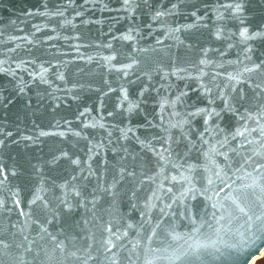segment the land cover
<instances>
[{
    "label": "water",
    "instance_id": "1",
    "mask_svg": "<svg viewBox=\"0 0 264 264\" xmlns=\"http://www.w3.org/2000/svg\"><path fill=\"white\" fill-rule=\"evenodd\" d=\"M263 253L264 0H0V264Z\"/></svg>",
    "mask_w": 264,
    "mask_h": 264
},
{
    "label": "rangeland",
    "instance_id": "2",
    "mask_svg": "<svg viewBox=\"0 0 264 264\" xmlns=\"http://www.w3.org/2000/svg\"><path fill=\"white\" fill-rule=\"evenodd\" d=\"M256 264H264V255L261 258V260H258L257 262H255Z\"/></svg>",
    "mask_w": 264,
    "mask_h": 264
},
{
    "label": "snow or ice",
    "instance_id": "3",
    "mask_svg": "<svg viewBox=\"0 0 264 264\" xmlns=\"http://www.w3.org/2000/svg\"><path fill=\"white\" fill-rule=\"evenodd\" d=\"M237 7H239V6H237ZM242 35H243V33H242ZM198 111H202V110L198 109ZM256 166H257V168H259L261 165L257 164Z\"/></svg>",
    "mask_w": 264,
    "mask_h": 264
},
{
    "label": "bare ground",
    "instance_id": "4",
    "mask_svg": "<svg viewBox=\"0 0 264 264\" xmlns=\"http://www.w3.org/2000/svg\"><path fill=\"white\" fill-rule=\"evenodd\" d=\"M263 255H264V253H263ZM262 257H263V256L257 258L256 262H257L258 260H261ZM254 264H256V263L254 262Z\"/></svg>",
    "mask_w": 264,
    "mask_h": 264
}]
</instances>
